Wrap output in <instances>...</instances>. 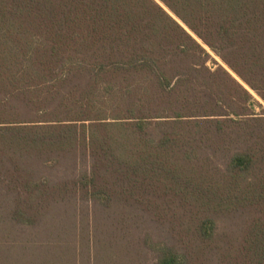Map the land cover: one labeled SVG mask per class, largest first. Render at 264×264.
<instances>
[{"label":"trees","instance_id":"obj_1","mask_svg":"<svg viewBox=\"0 0 264 264\" xmlns=\"http://www.w3.org/2000/svg\"><path fill=\"white\" fill-rule=\"evenodd\" d=\"M244 83L264 100V0H0V190L169 203L154 264H264V115ZM78 153L71 188L29 168Z\"/></svg>","mask_w":264,"mask_h":264},{"label":"rangeland","instance_id":"obj_2","mask_svg":"<svg viewBox=\"0 0 264 264\" xmlns=\"http://www.w3.org/2000/svg\"><path fill=\"white\" fill-rule=\"evenodd\" d=\"M246 87L262 104L255 103L252 112L264 115V100ZM89 167V158L81 153L57 165L33 161L29 166L34 178L55 187L67 183L69 188ZM76 190L54 194L50 190V196L31 197L1 189L0 264H154L157 253L145 244L146 236L175 243L169 203L164 204L165 211L125 200L106 206Z\"/></svg>","mask_w":264,"mask_h":264}]
</instances>
